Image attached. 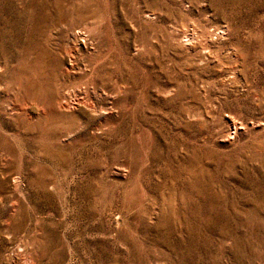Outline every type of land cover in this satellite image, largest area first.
<instances>
[{"label": "rangeland", "instance_id": "rangeland-1", "mask_svg": "<svg viewBox=\"0 0 264 264\" xmlns=\"http://www.w3.org/2000/svg\"><path fill=\"white\" fill-rule=\"evenodd\" d=\"M0 264H264V0H0Z\"/></svg>", "mask_w": 264, "mask_h": 264}]
</instances>
